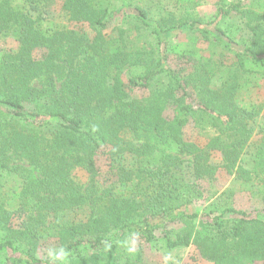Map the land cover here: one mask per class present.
I'll return each instance as SVG.
<instances>
[{
	"label": "trees",
	"instance_id": "obj_1",
	"mask_svg": "<svg viewBox=\"0 0 264 264\" xmlns=\"http://www.w3.org/2000/svg\"><path fill=\"white\" fill-rule=\"evenodd\" d=\"M17 1L0 0V38L18 44L14 52L0 50V109L7 111L0 117V172L10 170L8 160L16 157L28 168L20 169L17 207L9 210L0 202V264H50L37 257L45 237L67 249L68 264H140L141 247L157 244L169 251L194 246L214 264L263 261L264 179L258 184L263 208L254 216L216 206L200 214L196 207L204 196L202 182H211L217 170L211 154L221 155L227 172L240 161L253 134L252 113L234 101L236 82L213 91L205 72L184 79L168 63L170 39L179 31L210 36L229 48L234 39L218 23L235 12L249 34L237 42L242 48L234 53L238 66L242 69L245 59L264 66L261 6L232 1L207 23L154 20L134 8L133 31L145 32L151 42L130 47L127 29L117 28L115 37L103 33L118 14L105 0H62L68 19L87 23L93 38L44 28L41 16L54 0ZM36 50L44 52L38 59ZM130 68L141 72L126 85L122 75ZM163 75L167 82L150 89ZM134 89L149 90L135 98ZM169 107L173 116L167 120ZM193 117L216 127L217 135L204 147L184 137ZM125 133L140 145L126 140ZM107 146L117 159L118 182L132 185L129 197L96 184L94 158ZM125 154L132 162L123 166ZM257 158L264 175V141ZM77 167L90 176L85 188L70 177ZM84 210L80 221L61 222V216ZM50 216L57 221L48 226ZM129 239L136 241L135 252L127 249Z\"/></svg>",
	"mask_w": 264,
	"mask_h": 264
},
{
	"label": "rangeland",
	"instance_id": "obj_2",
	"mask_svg": "<svg viewBox=\"0 0 264 264\" xmlns=\"http://www.w3.org/2000/svg\"><path fill=\"white\" fill-rule=\"evenodd\" d=\"M99 1V0H96ZM114 7L118 14L109 22L107 28L103 31L106 36L115 37L117 28L128 30L127 42L130 47L149 46L150 36L145 32L133 31V19L131 14L134 8L144 11L149 18L160 20L163 18L172 19L173 22H182L192 19H199L205 23L212 22L216 18L217 9L227 6L230 2L236 0H105ZM242 4L248 5L257 2L258 11L264 15L263 0H240ZM19 0L16 2L18 4ZM122 4L125 6L122 7ZM19 5V4H18ZM63 1L54 0L49 2L44 8L41 16V25L49 30L71 29L85 33L89 38H93L95 33L90 29L87 23H77L68 19V16L62 10ZM127 16V17H126ZM219 26L228 35L233 37V44L229 48L223 47L210 36L204 37L194 31L175 32L170 39V52L168 63L184 79H195L204 72L207 74L209 83L208 88L215 91H223L227 86L236 82L234 91V101L237 106L252 113L254 118L253 134L244 149L240 161L236 167L227 172L222 168V157L218 152L211 154L210 162L216 167L214 179L208 182H202L204 189L203 198L196 204L200 214L207 206H216L218 209L233 207L236 210L244 211L249 216H254L263 208L261 199V186L259 181H263L264 175L258 167L257 151L259 144L264 138V66L257 63L243 61L244 67L238 66L237 59L234 56L236 51L242 48L237 42L246 40L249 37L248 32L242 25L239 15L231 12L229 16L219 21ZM218 35V34H217ZM226 41L224 36L218 35ZM18 49V44L11 37L0 38V50L14 52ZM44 52L34 51L35 58H40ZM140 68H130L122 75L123 82L128 85V79L140 74ZM167 82L163 75L156 78L151 86L160 87ZM128 89V87H127ZM149 89H134L131 95L135 98L142 97L148 93ZM178 96L180 94L178 93ZM0 117L7 111L0 109ZM173 116V108L169 107L164 112V117L170 120ZM185 139L194 142L199 147H204L209 139L217 135L216 127L212 122L204 118H191L183 130ZM126 140L132 141L137 147L140 142L133 139L129 133L124 134ZM110 147H104L96 153L94 164L96 169L95 181L100 189L112 188L117 196L129 197L132 191V185L119 183L117 173L116 157L109 153ZM125 160L122 165L132 162L128 154L124 155ZM9 169L0 172V202L6 209L14 210L17 207L18 196L20 194L23 177L20 169L27 170V164L20 158H11L8 160ZM19 168V172L14 169ZM248 172V176L243 174ZM25 174V172H24ZM70 177L74 183L85 188L89 181V174L82 168H74ZM213 204V205H212ZM77 215L68 213L61 216L62 221H80L85 218L86 212L78 211ZM15 220V219H14ZM57 219L54 216L47 217L46 225L50 226ZM60 222V223H61ZM14 223L18 224V220ZM135 245V251L138 249L136 241L129 239L126 243L129 246ZM57 239L43 238L39 240L37 247V257L48 260V251L51 248H58ZM134 251V252H135ZM165 257L170 259L165 260ZM140 264H214L209 260L202 258L194 246L186 248H177L166 250L157 245H143L141 247ZM254 264H264L263 261Z\"/></svg>",
	"mask_w": 264,
	"mask_h": 264
},
{
	"label": "clouds",
	"instance_id": "obj_3",
	"mask_svg": "<svg viewBox=\"0 0 264 264\" xmlns=\"http://www.w3.org/2000/svg\"><path fill=\"white\" fill-rule=\"evenodd\" d=\"M129 252L135 251V245L128 247ZM70 253L64 246H60L58 248H51L48 251V257L50 260V264H68V257ZM170 259V257H165V260Z\"/></svg>",
	"mask_w": 264,
	"mask_h": 264
}]
</instances>
